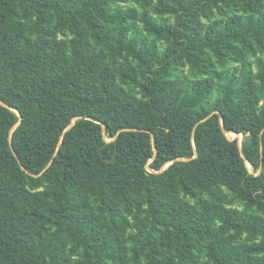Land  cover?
<instances>
[{
  "label": "trees",
  "instance_id": "obj_1",
  "mask_svg": "<svg viewBox=\"0 0 264 264\" xmlns=\"http://www.w3.org/2000/svg\"><path fill=\"white\" fill-rule=\"evenodd\" d=\"M0 264H264V0H0Z\"/></svg>",
  "mask_w": 264,
  "mask_h": 264
}]
</instances>
